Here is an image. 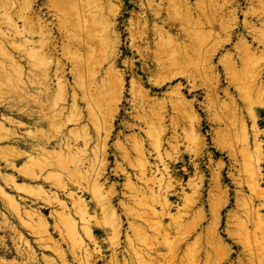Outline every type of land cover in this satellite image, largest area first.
<instances>
[{"label": "bare ground", "instance_id": "obj_1", "mask_svg": "<svg viewBox=\"0 0 264 264\" xmlns=\"http://www.w3.org/2000/svg\"><path fill=\"white\" fill-rule=\"evenodd\" d=\"M136 1L140 11L124 25L129 35L126 43L119 23L124 15L123 0H0V144L16 145L2 148L12 149L9 158L2 154L4 164L24 173L23 181H40L66 195L71 208L59 194L50 195L42 185L38 187L46 194V204L60 208L54 218L65 227L77 264H99L96 258L103 254L104 241L98 235L104 234L111 237L107 240L113 252L112 264L121 262L117 253L124 229L120 207L133 231V236H127L130 255L124 264L175 263L179 248L170 244L169 232L184 228L186 215L181 212L186 214L200 206L196 213L202 218L205 214L206 175L197 164L206 146L203 119L198 114L197 96L190 100L184 92L201 90L205 98L202 108L217 129L216 147L235 161L239 175L230 174V178L237 187L238 210L246 215L237 224L239 235L233 226L235 212L228 213L226 228L221 231L231 194L224 184L225 165L218 163L212 168L208 193L213 227L207 232L216 247L214 253L218 264H230L232 248L226 243L239 236L240 245H255L260 259L264 254V144L259 141L258 121L264 97V63L259 62L264 60L260 57L259 61L258 55L264 53V0H195L194 4L192 0ZM241 14L243 21L239 20ZM126 54L132 57L121 64ZM137 56L141 58L139 67ZM121 65L126 69L121 70ZM220 67L235 90H224V98L219 95ZM69 76L80 91L71 86ZM128 77L136 123L126 126L134 132L129 139L134 146L130 149L118 140L110 149ZM170 110L173 116H169ZM169 120L174 141L167 143L174 148V155L164 149ZM86 121L89 125H84ZM27 124L35 131L22 136L20 129H32ZM227 124L230 128L221 130ZM70 125L80 127L69 130ZM136 131L148 137L154 159ZM51 132L57 134L56 139L51 138ZM180 142L200 149L194 152L193 176L186 183L188 168L176 171L177 164L184 162L177 148ZM233 149H239V154ZM112 157L116 168L109 172ZM121 178L130 194L127 201L132 200L141 212L122 201L116 204L117 185L108 183ZM2 179L23 191L14 177L3 175ZM246 190L250 196L245 195ZM1 194L20 217L22 209L17 200L0 187ZM174 198L182 206L172 202ZM173 209L181 214L179 218L172 214ZM27 213L36 221L33 231L50 237L47 219L42 214ZM166 218L170 226L165 224ZM44 239L40 241L43 244ZM196 242L193 247L202 245L200 239ZM198 248L190 252L185 264H200ZM66 257L62 264H69Z\"/></svg>", "mask_w": 264, "mask_h": 264}, {"label": "rangeland", "instance_id": "obj_2", "mask_svg": "<svg viewBox=\"0 0 264 264\" xmlns=\"http://www.w3.org/2000/svg\"><path fill=\"white\" fill-rule=\"evenodd\" d=\"M123 2H124V15L122 17H120L119 23H120V31L123 32L124 42L126 41V43H127V38L129 37V35L127 33L125 34L126 27H124V25H125V23H128V21L132 18L134 12H138V11H140V9L138 7L139 2H137L136 0H123ZM192 3L194 4L195 0H192ZM242 8L245 11V8H246L245 3L242 5ZM239 20L240 21L244 20V17L242 14L239 17ZM122 50H124V49H122ZM258 56H259V61H260V57H261V59L263 58L262 60H264V53H261V54L259 53ZM127 57H132V56L130 54L124 55L123 59L121 60V64L123 63V61L126 60ZM220 57L221 56H218V58H220ZM218 58L215 60V63H214L216 65L218 63ZM140 61H141V58L139 56H137L135 58L136 67H139ZM259 63L263 64L264 61H260ZM120 69L125 70L126 67L121 65ZM218 72L222 76V82H221L220 92H219L220 97L224 98L223 91L228 89V88H229L231 93H235L234 88L229 86V83L226 80V75L223 72V69L221 67L219 68ZM127 80H128V84L126 86L127 89H126V94H125V101L120 106L121 111H120V114L118 115V117L116 118L115 129H114V132L112 134V138L109 141L110 149H114L113 145L115 143H117L116 141H118V140L119 141L121 140L123 143H125L126 145L131 147L130 149H133V146H134V142L129 141L131 136L134 135V132H132L131 130H128V128L126 126V124L136 123L132 119V116L135 115L136 113L134 114L133 111H131L132 110V102H131L132 97H131V94L129 91L131 89L130 83H129L131 78L128 77ZM69 81L71 82V86L73 85L74 87H76V89L78 91H80V88H78V85L76 86L75 83H73L74 82L73 77L69 76ZM175 84H177V82ZM182 84L184 86L189 85L186 81H182ZM92 89L95 90L94 86H92ZM165 91H166V89L164 90V92ZM184 92L190 100L194 99L193 96H197L196 98L198 100L197 101L198 114L203 119L202 134L206 140V146L203 149V153H202L203 157L197 161V164H200L202 170L205 172V175H206V182H205V188H204V200H205L204 212H205V214H204V218H202L201 215L196 213V211L199 210L200 206L197 209H195L196 211L195 210L189 211V212H186V214L184 212H181L183 217L186 215L183 218L184 228L182 230L177 229L176 231L174 229H172L169 232L170 233V236H169L170 244H172V247H174L173 245H175V247L179 248V251L177 254L179 257L177 256L178 258L176 259L175 263H174V260H172L171 264H185L186 258L190 257L189 256L190 252L192 253L193 250L196 249L197 247H199L198 250L201 251L200 261H199L200 264H218L219 263V259H218L219 257L217 256L216 253H214L215 252L214 248H216V247L211 242V240L209 238L210 234H208L209 232H207V230L212 229V227H213L212 226V221H213V213H212L213 208L212 207L213 206H212L211 202L209 201V197H208L210 179L212 178L211 172H212V168H215L218 163H223L225 165V168L223 171V178H224L225 186H227V188L230 190L231 201H230L229 206L223 211V226L221 228V231L223 232V230L226 228V222H227L226 217H227L228 213L229 212H233V213L235 212V218L233 217V219H234V224H236V225H233V226H234V230L236 229L235 231L238 235H239L238 232L240 230H238L237 224H239V222H241V220L242 221L245 220L246 215L243 214V212L241 210H238V206H237V203L235 201L236 200L235 195L237 192V190H236L237 187L233 184L232 179L230 178V174H235L238 177L239 173H238V170L234 169L233 165L235 164L234 163L235 161L229 157L228 152H222L216 147V144H215L216 131L215 130H217V129L207 120L208 115L205 112L204 108H202V104L205 102L203 92L201 90H198L196 93L190 94L188 92V89L185 90ZM263 98L261 101L263 106H262V111L259 113L258 125H259L260 133H261L260 137H259V141L264 144V99ZM82 107H85L84 104H82ZM172 113H173V111L170 110L169 116H173L174 114H172ZM15 118L17 120H20L17 117H15ZM85 123L86 124H84V125H89L87 121ZM167 123H168L167 125L169 126V132H168V135L166 137V144H165L164 149H165V152H168V154L174 155L175 154L174 148H172L170 145H168L169 143H167L168 140H172L171 137L173 136V132H172L173 129H172V125L170 123V120ZM27 125H28V127L32 128L31 125H29V124H27ZM84 125L82 124L81 126H84ZM248 125L251 126V123L248 122ZM75 127L79 128L80 126L70 125L68 128L70 130V129H76ZM211 128H213V129H211ZM225 128L229 129L230 128L229 124H227V126H222L221 130H224ZM30 130H32L33 132L35 131L33 128L32 129H28V128L27 129H20L19 134H22V136H25L27 134V132H29ZM51 133H53L52 134L53 136L51 135V138L56 139L54 137L57 134H55V132H51ZM137 133H140L141 138L143 137L142 140L146 144V149H149V151L151 150L150 152H151L153 159H154L155 153L152 152L153 148H152V145H151L148 137L145 136L144 132L136 131L135 134H137ZM178 134H182V131L180 129H178ZM172 141H174V140H172ZM251 142H253V140H251ZM174 144L177 145L176 142H172L173 146H174ZM179 144H178L179 146L177 148L179 149L180 154H183L184 162H180L177 164L176 171L179 173V172H182V169L184 167L188 168V172L190 174L186 175L184 177V180L186 183L190 179V176L191 177L193 176L194 167L192 164V160L194 159V155L196 154V151H199L200 149H198L196 146L189 144L187 142H180ZM188 146H190V147L192 146V147L190 148ZM3 147L4 148L16 147V145L5 144V143L0 144V168H1L0 169V171H1L0 172V187L4 189L7 196L14 197L17 200V203H19V205H20V209H22V211H21L22 215L20 217L19 216L17 217V214H15L13 212L12 208L9 205H7L8 204V202L6 201L7 198L5 197L6 199H3L4 196L1 194V196H0V264H52V263L62 264L64 256L65 257L67 256L65 258V260L69 261V264H77L76 261L74 260L73 253L71 254L73 246H72V244H70L71 241H69L70 238L67 237V234H66L67 232L64 231L65 227H62L63 224L61 225L60 223L58 225L57 218H56V220L54 218V217H56V213L61 211L60 208H57L55 205H50L48 203L46 204L45 201H43V200H45L46 194L41 193L39 191L38 187H40L42 185L41 187H44V190L48 191L50 195L55 194V193L59 194L60 197L63 198V201L68 203L69 200L66 198V195L63 193H60L55 188H50L49 185L41 184L40 181H39V183H31L28 181H23V179L26 178L25 176H22L24 173L18 172L17 169L8 168L4 164V160L1 157L2 154L5 155L7 158H9L12 155V153H11L12 149H2ZM194 147H196V149ZM13 150H15V149H13ZM21 150H25V149H21ZM49 150H53V148L52 149L49 148ZM226 150H228V149H226ZM235 150H234V152L236 154L238 152V154H239V149H235ZM194 152H195V154H194ZM112 153H114V152L112 151L111 154ZM263 153H264V149H263ZM241 160H242L241 157H239V155H238V161L242 162ZM110 161H111V166H110L109 172H111L112 170H115V168H116L115 159L112 157L110 159ZM240 162H238L236 165L237 166L240 165L241 164ZM21 164L24 166L25 160H23V162L18 164L19 169H20ZM23 166L21 168H23ZM4 167L6 168V170ZM238 168H239V166H238ZM263 168H264V165H263ZM21 170L22 169H20L19 171H21ZM3 175L4 176H6V175L12 176L15 179H17L19 186H21V188H24L23 191L18 190L19 191L18 192L16 189H14V187L8 186L4 182V180L2 179ZM181 176H182V174L179 175V177H181ZM112 184L117 185V193L119 194V196L116 200V204H120L122 201L123 203L129 204L133 208V210H136L138 207L135 206V203L132 200H130L131 202L127 201L128 196H130V194L126 192L125 188H123L124 184H125V180L123 178L112 180L111 183H108V186H111ZM36 188H38V189L36 190ZM25 189H29V190L31 189V190L29 192V190H25ZM125 194H126V196H125ZM122 195L125 197H123ZM245 195L250 196V192L246 190ZM85 198L88 200V202L91 201V198L89 196H87ZM24 201H26V202H24ZM172 202H174L176 204L181 203L180 206H182V204H183L182 202H180L179 200H177L175 198L172 199ZM70 206H71V203L69 202L68 207L71 208ZM46 207H48V208H46ZM121 209L122 208L120 207L119 214L123 217L124 229H123V233L120 237V246L117 250V253L119 254V262L121 260V262L119 264H124L125 261H128V259H129L128 256L130 255V253L128 252V248H127V236H133V231L129 228L128 220H127V217L125 216V211L123 209L122 210ZM24 211H27L29 213L32 212V214L33 213L40 214V215L42 214L41 216H43L45 219H47V222L49 225L50 237L46 236L42 233H38L36 231H33V229H32L33 224L36 221L34 219L30 220L31 218H28V216H27L28 213L24 212ZM33 211H35V212H33ZM136 211L141 212L140 209H137ZM177 211H178L177 209H173L172 214L176 215V217L179 218V216H178L179 213ZM53 213H55V214L52 215ZM262 213L264 215V210L262 211ZM25 214H27V215H25ZM138 214H140V213H138ZM179 215L181 216V214H179ZM240 217H242V218H240ZM18 218H20V220L22 219L23 221L25 220L24 223H22L21 222L22 220L20 221ZM135 219H137L136 221H138L139 223H142V220L140 218H135ZM56 221H57V223H56ZM101 221L103 222L104 220L100 217V222ZM194 221H195V223H193ZM25 222H26V224H25ZM27 223H30L31 226H30V224L28 226ZM170 223H171L170 219L166 218L165 224L170 226ZM191 224H192V226H195V227L192 228ZM57 226L59 227L58 230L55 229V228H57ZM26 227L27 228L29 227L30 229L29 228L27 229ZM186 228H187V231H186ZM59 230L61 231V233H59L60 232ZM109 233H111V232H109ZM65 234H66V236H65ZM20 236L23 239H21ZM98 236H101L100 240L104 241L103 242L104 244L102 245L103 254L98 256V258H96V260H98L99 264H112L113 263V257H112L113 252H112L111 246L108 244V240H110L109 238H111L110 234H108V235L104 234V235H98ZM107 238H108V240H107ZM224 238L226 239V236ZM43 239L47 240V241H45L44 244L41 243V242H43L42 241ZM197 239H198V241L200 239L202 245H199V246L197 245L196 247H193V245L195 246L194 243H197L196 242ZM48 240H50L51 242ZM238 241H239V236L236 239H234L233 241H227V243H226L227 245H229L232 248V257L230 260V264H261L259 262H262V264H264V254H263V256H261V258H263L262 259L263 261H262L261 258L259 259L258 255H257L258 253H256L257 251L255 249V245L251 244L250 247H249V245L244 247L243 245H240V241L239 242ZM44 245L47 247L49 246L50 249H48ZM56 250H58V251L61 250L63 253L61 251H59V252L62 255H64V254L65 255L63 257H61V255H58L59 252ZM207 251H209V252H207ZM29 252H30V254H29ZM206 252L210 253V254L207 256Z\"/></svg>", "mask_w": 264, "mask_h": 264}]
</instances>
